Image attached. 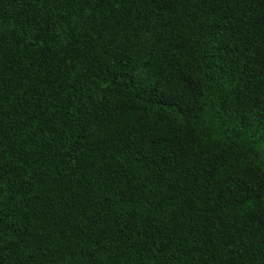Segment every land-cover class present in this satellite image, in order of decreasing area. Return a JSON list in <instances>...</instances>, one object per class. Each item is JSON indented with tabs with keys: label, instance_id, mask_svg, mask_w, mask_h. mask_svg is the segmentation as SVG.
<instances>
[{
	"label": "trees",
	"instance_id": "obj_1",
	"mask_svg": "<svg viewBox=\"0 0 264 264\" xmlns=\"http://www.w3.org/2000/svg\"><path fill=\"white\" fill-rule=\"evenodd\" d=\"M0 264H264V0H0Z\"/></svg>",
	"mask_w": 264,
	"mask_h": 264
},
{
	"label": "snow or ice",
	"instance_id": "obj_2",
	"mask_svg": "<svg viewBox=\"0 0 264 264\" xmlns=\"http://www.w3.org/2000/svg\"><path fill=\"white\" fill-rule=\"evenodd\" d=\"M178 107H179V105H178ZM182 110V109H181Z\"/></svg>",
	"mask_w": 264,
	"mask_h": 264
}]
</instances>
